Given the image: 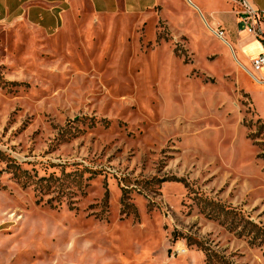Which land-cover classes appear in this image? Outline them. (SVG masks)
I'll use <instances>...</instances> for the list:
<instances>
[{
    "label": "rangeland",
    "instance_id": "obj_1",
    "mask_svg": "<svg viewBox=\"0 0 264 264\" xmlns=\"http://www.w3.org/2000/svg\"><path fill=\"white\" fill-rule=\"evenodd\" d=\"M154 1L0 23V264H264V85Z\"/></svg>",
    "mask_w": 264,
    "mask_h": 264
},
{
    "label": "crops",
    "instance_id": "obj_2",
    "mask_svg": "<svg viewBox=\"0 0 264 264\" xmlns=\"http://www.w3.org/2000/svg\"><path fill=\"white\" fill-rule=\"evenodd\" d=\"M99 13L115 14L121 6L130 7L142 4L143 0H87ZM255 7L264 9V0H249ZM79 0H0V23L9 18H26L44 29L61 30L71 13L76 10ZM154 0L152 3L154 4ZM188 3L199 12L208 26L220 27L225 32V44L229 47L232 57L240 64L245 73L252 77V60L261 51L259 40L249 35L238 24V19L229 0H188ZM209 14L212 22L205 19ZM234 15L237 25L235 41L227 39V32L232 28L226 15ZM226 28V29H224ZM257 77H264V71ZM253 78V77H252ZM254 79V78H253Z\"/></svg>",
    "mask_w": 264,
    "mask_h": 264
},
{
    "label": "built area",
    "instance_id": "obj_3",
    "mask_svg": "<svg viewBox=\"0 0 264 264\" xmlns=\"http://www.w3.org/2000/svg\"><path fill=\"white\" fill-rule=\"evenodd\" d=\"M235 10L239 26L249 35L259 40L262 49L252 60L253 72L260 74L264 71V9L255 7L249 0H229ZM216 36L225 39V32L219 28ZM252 74L254 80L264 85V77Z\"/></svg>",
    "mask_w": 264,
    "mask_h": 264
},
{
    "label": "trees",
    "instance_id": "obj_4",
    "mask_svg": "<svg viewBox=\"0 0 264 264\" xmlns=\"http://www.w3.org/2000/svg\"><path fill=\"white\" fill-rule=\"evenodd\" d=\"M252 230L250 231L252 238L251 242L258 241V243L264 242V230L256 224L252 223ZM205 262L206 264H228L225 260V256H220L217 252L205 251Z\"/></svg>",
    "mask_w": 264,
    "mask_h": 264
},
{
    "label": "bare ground",
    "instance_id": "obj_5",
    "mask_svg": "<svg viewBox=\"0 0 264 264\" xmlns=\"http://www.w3.org/2000/svg\"><path fill=\"white\" fill-rule=\"evenodd\" d=\"M223 41L225 42V39Z\"/></svg>",
    "mask_w": 264,
    "mask_h": 264
}]
</instances>
